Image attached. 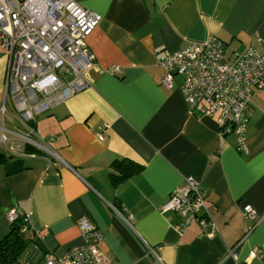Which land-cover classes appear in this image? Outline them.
<instances>
[{
  "label": "crops",
  "instance_id": "obj_1",
  "mask_svg": "<svg viewBox=\"0 0 264 264\" xmlns=\"http://www.w3.org/2000/svg\"><path fill=\"white\" fill-rule=\"evenodd\" d=\"M78 1L102 17L86 38L92 85L36 115L35 135L54 154L3 144L22 169L0 165V241L16 209L58 254L86 243L85 217L116 264H264V89L253 93L241 152L214 118L189 114L182 76L165 86L158 62L164 49L213 39L226 54L253 46L264 56V0ZM8 63L0 58V105ZM189 179L211 223L180 229L183 215L160 207Z\"/></svg>",
  "mask_w": 264,
  "mask_h": 264
},
{
  "label": "built area",
  "instance_id": "obj_2",
  "mask_svg": "<svg viewBox=\"0 0 264 264\" xmlns=\"http://www.w3.org/2000/svg\"><path fill=\"white\" fill-rule=\"evenodd\" d=\"M101 18L78 0H0V56L9 59L5 102L0 105V143L29 144L54 154L33 137V122L37 114L92 85L90 71L96 58L86 38ZM158 62L166 70L165 86L174 87L175 76H182L189 114L214 118L221 132L235 136L238 150L245 152L249 105L254 91L264 89V56L253 46L227 56L225 47L213 39L175 51L164 49ZM10 92L20 113V117L13 115L20 129L6 125ZM196 189L195 181L189 179L186 187L176 189L160 207L183 215L180 229L195 220L203 226L211 223L210 215L199 210L203 200L197 198ZM245 210L249 217H256L251 205ZM18 217L16 209L9 212L11 223ZM79 227L86 243L49 254L43 264H116L101 247L103 232L85 217L79 219Z\"/></svg>",
  "mask_w": 264,
  "mask_h": 264
},
{
  "label": "trees",
  "instance_id": "obj_3",
  "mask_svg": "<svg viewBox=\"0 0 264 264\" xmlns=\"http://www.w3.org/2000/svg\"><path fill=\"white\" fill-rule=\"evenodd\" d=\"M251 103L249 105L250 112H251L250 109ZM25 145L28 148L26 150H29L31 153H37V154L44 153V151L38 147L29 144H25ZM31 146L35 149H30ZM14 161L16 160H12L11 162L12 168L8 172V174H12L22 169V167H18L19 165ZM8 163H10L9 155L6 152H0V165H5ZM137 168H141V166L137 165ZM113 176H116V174H113ZM125 177H126V173H123L120 176V178H125ZM30 230H31V226L28 224V221L24 217L23 218L18 217L16 220H14L11 223L9 232L0 241V264H22L26 262L25 260L26 256H28L27 257L28 260L34 261L35 255L40 256L38 262L43 264L47 255L55 253V251L48 250L45 247V245H43L40 236L34 237L35 234L30 235L29 233ZM32 232H34V230H32Z\"/></svg>",
  "mask_w": 264,
  "mask_h": 264
},
{
  "label": "rangeland",
  "instance_id": "obj_4",
  "mask_svg": "<svg viewBox=\"0 0 264 264\" xmlns=\"http://www.w3.org/2000/svg\"><path fill=\"white\" fill-rule=\"evenodd\" d=\"M228 53H230V52L228 51ZM228 55H229V54H227V56H228ZM3 56H5V55L0 56V58L3 57ZM6 72H7V68H6ZM6 72H5V75H6ZM4 102H5V99H4V92H3L2 100H1V104H3ZM7 105H8V108H9V113L6 115V125H7L8 127H10V128H18V129H20V128H21L20 124H18V121H17L16 119H14V117H13V115H16L17 117H20V113H19V111H18V109H17V107H16V101H15V99H14V97H13V95H12L11 92H10L9 95H8ZM12 117H13V119H12ZM0 123H1V121H0ZM33 137H34L35 139H37L38 141L44 143L43 140H42L40 137H38L37 135H33ZM10 143L13 144L12 142H10ZM8 145H9V144H7V146H8ZM40 149H41V148H40ZM44 150H45V149H44ZM0 151H1V152L6 151V149H5V145H3L2 143H0ZM11 162H12V159H10V163H11ZM10 163L5 164V165H3V166H1V167L5 168V167H7ZM4 166H5V167H4ZM29 249H30V248H29Z\"/></svg>",
  "mask_w": 264,
  "mask_h": 264
}]
</instances>
